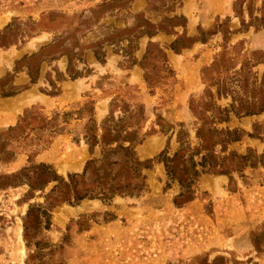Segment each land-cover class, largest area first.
<instances>
[{"label":"rangeland","instance_id":"rangeland-1","mask_svg":"<svg viewBox=\"0 0 264 264\" xmlns=\"http://www.w3.org/2000/svg\"><path fill=\"white\" fill-rule=\"evenodd\" d=\"M107 1L112 0H0V80L12 79L21 89L13 97H0V134L32 109V118H26L22 130L2 138L7 141L5 149L0 148V264H264L262 166H248L230 177L200 174L191 187L193 199L176 205L182 188L169 180L163 163L155 161L144 171L147 190L138 197L59 204L50 209L49 219L38 209L27 221L30 206L48 208L45 196L57 185L51 182L30 192L27 182L43 180L37 179V166L46 164L66 179L74 173L71 165L81 164L83 170L87 160L99 157L98 147L89 153L84 128L92 114L97 124L108 115L113 98H134L144 105V140L136 152L145 161L160 154L167 143V155L176 152L180 124L191 146L196 145L199 119L207 122L210 116L205 109L212 101L208 95L221 108H229L231 98L217 99L216 90L231 88L227 78L232 73L246 65L261 83L264 22L254 19L264 15V0H232L227 16L205 13L206 0H186L185 14L183 0L103 6ZM187 14L192 15V25ZM175 15L187 19L184 30L174 29L178 35L185 31L189 37H199V29L213 28L234 33L225 38L221 32L207 35L204 44L197 42L179 54L170 49L174 34L139 38L133 52L136 62L151 41L165 50L174 71L172 79L149 89L143 70L124 53L125 31L149 29L142 20L149 21L152 29L167 31L172 22L166 19ZM207 15L212 21L203 27ZM241 20L251 26H242ZM54 43L56 48L44 50L41 58L24 62ZM26 65L38 68L35 84L30 83ZM69 66L79 75L74 80L66 73ZM158 116L163 120L160 124L173 130L162 133ZM229 117L228 123L217 127L238 128L256 137L244 136L228 151L245 155L251 149L253 155L262 154L264 111ZM24 168H30L27 177H11ZM56 195H51V202Z\"/></svg>","mask_w":264,"mask_h":264},{"label":"trees","instance_id":"trees-1","mask_svg":"<svg viewBox=\"0 0 264 264\" xmlns=\"http://www.w3.org/2000/svg\"><path fill=\"white\" fill-rule=\"evenodd\" d=\"M131 1L133 0H112L102 5L113 6ZM262 4L264 5V2ZM136 18L143 19L142 15H137ZM166 20L172 22L170 30L167 31L152 29L153 26L147 20L142 21L148 26L150 25L149 29L136 30V28H133L125 31L127 46L123 49L124 53L143 70V78L149 89L172 79L174 71L169 66L165 50L159 44L151 41L148 42L141 60L136 62L133 58V52L137 50L136 42L139 38L147 36L151 39L159 32L174 34L176 38L170 45V49L175 54H179L181 50L190 48L197 42L204 44L207 41V35L212 36L221 32L225 38L226 34L234 33L229 30L222 31L213 28L210 31L199 29V37H189L185 31L178 35L174 32V29L182 28L184 30L187 26L186 17L175 15ZM254 20L264 22V15ZM241 25L244 27L251 26L250 24H244L243 20H241ZM262 29H264V25ZM5 30H8V28ZM50 48H56V43L48 45L45 49L43 48L40 53L25 57L24 62L41 58L43 51ZM62 53L66 55L65 52ZM69 55L70 52H67V56L70 58ZM95 55L98 59L97 52H95ZM70 63H72L71 60ZM16 64L18 65L19 62H16ZM26 67L28 68L30 83L35 84L38 77V68L33 70L31 66L26 65ZM66 73L71 80L79 76L70 70V66L67 68ZM11 80H0L1 98L13 97L21 92V89L14 86ZM227 80L232 82L230 87L233 90H230L229 87L218 86L216 97L220 99L229 96L231 98L229 108H221L213 101L214 97L211 94L208 95L212 101L205 104V109L210 113V116L207 117V122L204 118L199 119L195 133V146H191L189 134L183 129L184 126L180 124L181 129L176 134L179 145L176 152L172 156H168L169 143H167L166 148L160 154L145 161L141 160L136 152V147L141 145L144 140L142 131L147 121L144 105L135 101L134 98H113L109 104L108 115L97 124L92 114L84 128L83 140L88 146L89 153L92 155L93 150L98 147L99 157L87 160L81 173L68 174L66 179L59 178L52 168L46 164L37 166L38 172L36 174L40 176L37 179L43 180L39 184H37L38 180L34 183L27 182L30 192L43 190L51 182H56L57 185L45 196V203L48 208H43L41 205L30 206L26 214L27 221L32 213L38 209L41 210L42 217L49 219L50 209L59 204L65 203L69 206H78L85 200H99L103 203H109L116 196L138 197L147 190L144 171L150 170L155 161L163 163L169 180L176 181L182 188L181 193L174 200L176 205L185 204L193 199L191 187L200 174L230 177L233 172H242L241 170L248 166L264 167V150L259 155H253L251 149H247L245 155L228 151V146L240 142L244 136L255 138L254 134L245 133L238 128L217 127L219 124L229 122L230 113H233L237 118H243L264 111V74L261 83L258 84L256 74L251 71L250 67L245 65L239 71L232 73V76L228 77ZM227 89L229 92H227ZM116 112H118L117 115ZM31 114L32 109L26 110L19 124L0 134L1 149H5L7 141L2 140L3 136H9L13 132L22 130L23 126L27 124L26 118H32ZM161 121H163L162 118L158 116L157 125L161 128L162 133L173 130V126L160 124ZM7 154H10V152L8 151ZM0 161L2 160L0 159ZM28 171H30V168H24L20 173L13 174L11 177H27L26 173ZM54 193H57L55 202H51L50 198Z\"/></svg>","mask_w":264,"mask_h":264},{"label":"crops","instance_id":"crops-1","mask_svg":"<svg viewBox=\"0 0 264 264\" xmlns=\"http://www.w3.org/2000/svg\"><path fill=\"white\" fill-rule=\"evenodd\" d=\"M210 1L211 0H206V3L208 6L206 7L207 9H205V13L207 14H212L213 15H219V16H227V15H230L231 13V1L232 0H213V4H210ZM184 4H183V13L185 14L186 13V0H183ZM204 4V6H205ZM210 4V5H209ZM188 22H189V25L193 24V21H192V15H188ZM211 18L208 17H204L203 18V21H202V25L203 27H208L210 24H211ZM66 169V166H64V169ZM69 169H73L71 170L70 172H74V173H78L82 170V165L81 164H78V163H75L74 165H71L69 167ZM62 170V172H63ZM222 181V180H221ZM222 190V186H221V189L220 191ZM217 193V192H215ZM214 192H212V194H215Z\"/></svg>","mask_w":264,"mask_h":264}]
</instances>
